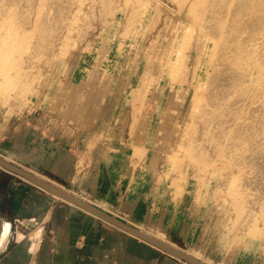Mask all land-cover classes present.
<instances>
[{
  "label": "rangeland",
  "instance_id": "1",
  "mask_svg": "<svg viewBox=\"0 0 264 264\" xmlns=\"http://www.w3.org/2000/svg\"><path fill=\"white\" fill-rule=\"evenodd\" d=\"M0 157L264 264V0H0Z\"/></svg>",
  "mask_w": 264,
  "mask_h": 264
},
{
  "label": "crops",
  "instance_id": "2",
  "mask_svg": "<svg viewBox=\"0 0 264 264\" xmlns=\"http://www.w3.org/2000/svg\"><path fill=\"white\" fill-rule=\"evenodd\" d=\"M12 175L0 171V264H179L158 248Z\"/></svg>",
  "mask_w": 264,
  "mask_h": 264
},
{
  "label": "water",
  "instance_id": "3",
  "mask_svg": "<svg viewBox=\"0 0 264 264\" xmlns=\"http://www.w3.org/2000/svg\"><path fill=\"white\" fill-rule=\"evenodd\" d=\"M0 167L12 174L26 179L28 182L38 186L39 188L47 191L52 195L60 197L65 201L82 208L83 210L95 215L96 217L124 230L134 237L141 239L142 241L162 250L164 253L180 259L187 264H207L186 252L185 249L174 246L172 243L165 242L164 240L159 239L153 234H150L149 232L133 226L132 224L114 216L113 214L99 208L98 206L86 201L85 199L76 196L72 192L39 177L38 175L24 169L17 164L10 162L5 158L0 157Z\"/></svg>",
  "mask_w": 264,
  "mask_h": 264
},
{
  "label": "bare ground",
  "instance_id": "4",
  "mask_svg": "<svg viewBox=\"0 0 264 264\" xmlns=\"http://www.w3.org/2000/svg\"><path fill=\"white\" fill-rule=\"evenodd\" d=\"M55 196V195H54ZM57 197V196H56ZM58 198H60V197H58ZM60 199H62V198H60ZM64 200V199H63ZM70 203V202H69ZM72 204V203H71ZM96 205V204H95ZM99 208H101V209H103L104 210V208L103 207H101L100 205H97ZM134 226V225H133ZM136 227V226H135ZM138 228V227H137ZM140 229V228H139ZM141 230H143V229H141ZM159 239H161V240H164L165 242H169L168 240H166V239H164V238H161V237H158ZM160 250V249H159ZM162 251V250H161ZM186 252H188V251H186ZM194 252H196V251H194ZM192 253V252H188L189 254H191V255H193L194 257H196V258H198V259H200L201 261H203V262H205V263H207V264H216L215 263V261H213V260H211V259H209L208 257H206L205 255H203V254H201V253H199V252H196V253ZM218 264H223V263H221V262H217Z\"/></svg>",
  "mask_w": 264,
  "mask_h": 264
}]
</instances>
